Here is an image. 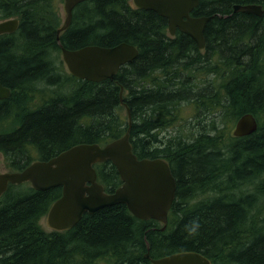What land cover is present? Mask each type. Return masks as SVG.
Here are the masks:
<instances>
[{
	"label": "trees",
	"instance_id": "1",
	"mask_svg": "<svg viewBox=\"0 0 264 264\" xmlns=\"http://www.w3.org/2000/svg\"><path fill=\"white\" fill-rule=\"evenodd\" d=\"M62 1L0 0V20L18 19L14 32L0 35V83L10 89L0 99L3 164L18 171L128 130L138 158L167 160L175 196L163 230L114 204L46 232L39 220L61 187L8 184L0 196V264H151L179 251L199 252L211 264H264V13L233 11L234 4L264 0H198L190 14L211 16L203 50L178 30L170 36L164 17L131 0L78 3L57 42ZM122 42L137 56L99 82L60 76L52 57L61 46ZM46 91L52 96L33 101ZM182 103L193 104L195 114L172 133ZM244 113L253 115L256 130L234 136ZM93 167L105 191L120 185L109 160Z\"/></svg>",
	"mask_w": 264,
	"mask_h": 264
},
{
	"label": "water",
	"instance_id": "2",
	"mask_svg": "<svg viewBox=\"0 0 264 264\" xmlns=\"http://www.w3.org/2000/svg\"><path fill=\"white\" fill-rule=\"evenodd\" d=\"M85 0H63V20L56 29L55 39L71 22L72 10ZM134 6L156 12L167 20L169 35L176 30L188 35L198 49L205 45L204 27L211 16H192L190 12L198 0H132ZM260 4H234V12L260 15ZM18 20L0 21V34L16 29ZM62 60L68 72L91 82L112 79L119 67L137 56V49L129 43L104 47L86 45L74 50L60 47ZM10 89L0 84V98L8 96ZM121 100V97H120ZM128 124L130 113L125 105ZM257 123L251 113H244L234 124L232 134L244 136L256 130ZM109 160L116 168L120 185L110 192L97 182L93 164ZM29 182L35 190L61 187L45 214L46 224L62 231L74 226L84 213L114 205L124 204L135 217L154 219L166 227L167 212L175 196V180L169 163L163 158H138L132 151L128 130L104 145L78 143L62 150L48 160H34L18 171L0 172V196L8 184ZM148 257V254H145ZM151 264H211L209 258L196 251H179L151 258Z\"/></svg>",
	"mask_w": 264,
	"mask_h": 264
},
{
	"label": "rangeland",
	"instance_id": "3",
	"mask_svg": "<svg viewBox=\"0 0 264 264\" xmlns=\"http://www.w3.org/2000/svg\"><path fill=\"white\" fill-rule=\"evenodd\" d=\"M58 8H59V10L57 13V18L62 23L63 13H64L63 1L58 4ZM61 23H60V25H61ZM52 54H53L52 57L55 61V65L59 66L58 73L60 74V76H63V74H66L68 72V70H67V68H66V66L62 60L61 52L59 53V51L55 50V51H53ZM45 93H46L45 95H40L39 93H35L34 94L35 97H33V101L37 102L39 104L40 101H42L45 96H47V97L52 96L51 95L52 93H50L49 91H46ZM125 111L126 110L123 109V115H125ZM192 114H195V107L193 104H191V103L180 104L178 111H177L178 120L172 127H170L169 131L171 130L172 133L176 132L179 129V126L183 123V120H185V119L190 120L194 117V115H192ZM6 122H8V121L6 120ZM9 126H10V123H8L7 125L5 124L3 127L8 128ZM233 127H234V125H233ZM6 170H8V169L3 164L2 155L0 154V172H4ZM39 224L44 231H46V232L52 231V229L46 224L45 215L40 218ZM97 264H105V263H104V261H98Z\"/></svg>",
	"mask_w": 264,
	"mask_h": 264
},
{
	"label": "flooded vegetation",
	"instance_id": "4",
	"mask_svg": "<svg viewBox=\"0 0 264 264\" xmlns=\"http://www.w3.org/2000/svg\"><path fill=\"white\" fill-rule=\"evenodd\" d=\"M261 5V7L262 8H264V4H260ZM264 13V10L262 11V13L260 14V15H262ZM259 15V16H260ZM15 31V30H14ZM14 31H12V32H14ZM5 33H3V34H0V35H4ZM1 84V83H0ZM2 85V84H1ZM3 86V85H2ZM5 87V86H4ZM6 97H8V96H6ZM6 97H3V98H6ZM3 98H0V99H3Z\"/></svg>",
	"mask_w": 264,
	"mask_h": 264
},
{
	"label": "bare ground",
	"instance_id": "5",
	"mask_svg": "<svg viewBox=\"0 0 264 264\" xmlns=\"http://www.w3.org/2000/svg\"><path fill=\"white\" fill-rule=\"evenodd\" d=\"M261 27V26H260ZM164 41V40H163ZM187 49V48H186ZM250 67H251V65H250ZM133 84V83H132ZM147 85V84H146ZM176 101H178V100H176ZM121 102L123 103V101H122V99H121ZM179 103V102H178ZM124 104V106H125V103H123ZM15 118V117H14ZM13 122H15V121H13ZM14 128V127H13Z\"/></svg>",
	"mask_w": 264,
	"mask_h": 264
}]
</instances>
